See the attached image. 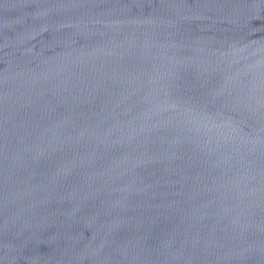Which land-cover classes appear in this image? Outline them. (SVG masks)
Instances as JSON below:
<instances>
[{
	"label": "water",
	"instance_id": "1",
	"mask_svg": "<svg viewBox=\"0 0 264 264\" xmlns=\"http://www.w3.org/2000/svg\"><path fill=\"white\" fill-rule=\"evenodd\" d=\"M0 264H264V0H0Z\"/></svg>",
	"mask_w": 264,
	"mask_h": 264
}]
</instances>
